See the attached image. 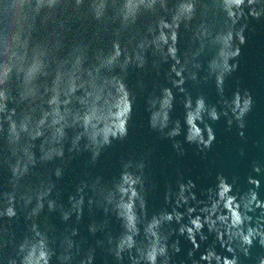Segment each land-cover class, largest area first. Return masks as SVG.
I'll use <instances>...</instances> for the list:
<instances>
[{"label": "water", "instance_id": "obj_1", "mask_svg": "<svg viewBox=\"0 0 264 264\" xmlns=\"http://www.w3.org/2000/svg\"><path fill=\"white\" fill-rule=\"evenodd\" d=\"M0 264H264V0H0Z\"/></svg>", "mask_w": 264, "mask_h": 264}]
</instances>
